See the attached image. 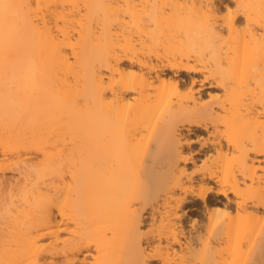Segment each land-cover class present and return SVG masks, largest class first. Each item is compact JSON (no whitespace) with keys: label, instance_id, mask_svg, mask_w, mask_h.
Instances as JSON below:
<instances>
[{"label":"bare ground","instance_id":"obj_1","mask_svg":"<svg viewBox=\"0 0 264 264\" xmlns=\"http://www.w3.org/2000/svg\"><path fill=\"white\" fill-rule=\"evenodd\" d=\"M0 264H264V0H0Z\"/></svg>","mask_w":264,"mask_h":264}]
</instances>
